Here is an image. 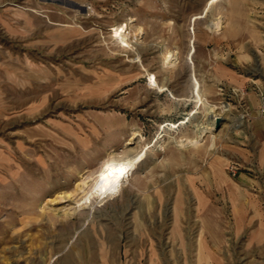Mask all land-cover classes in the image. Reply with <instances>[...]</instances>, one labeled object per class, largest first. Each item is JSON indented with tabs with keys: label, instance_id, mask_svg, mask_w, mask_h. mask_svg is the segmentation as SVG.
Listing matches in <instances>:
<instances>
[{
	"label": "rangeland",
	"instance_id": "1",
	"mask_svg": "<svg viewBox=\"0 0 264 264\" xmlns=\"http://www.w3.org/2000/svg\"><path fill=\"white\" fill-rule=\"evenodd\" d=\"M67 263L264 264V0H0V264Z\"/></svg>",
	"mask_w": 264,
	"mask_h": 264
},
{
	"label": "bare ground",
	"instance_id": "2",
	"mask_svg": "<svg viewBox=\"0 0 264 264\" xmlns=\"http://www.w3.org/2000/svg\"><path fill=\"white\" fill-rule=\"evenodd\" d=\"M127 29H128V23L121 24L115 28V32H116V35L118 37V40H120V42L126 46L129 45V42H128L129 36H127L128 34L126 33ZM192 48L193 49H191V51L193 53L195 51L194 44H192ZM174 56H175L174 53L167 52V54L164 56L163 63H162L164 68H169V67L175 65V62H173ZM194 81H195V84H194L193 89H194V94L196 96V102H200L201 104H203L204 100H203V97L200 93V82L198 81V79L196 77H194ZM160 90L164 91L166 89H164V87L162 86V87H160ZM217 109L218 108L215 106L208 108V114L211 115L210 120H209L208 126L205 128V130L202 129L199 131L200 134H202L203 132H211V130L213 129L215 119H216V117L219 116V113H217ZM182 123H183V121H182ZM133 134H134V137H137V135H138L136 132ZM146 154H147V149L145 151H142V152L136 154V155L129 154L123 158H113L112 160L105 163L101 172L98 175L97 180L94 182V185L92 186V188L85 193V195L81 198V200L79 202H77V207H81L83 205H86L88 203L89 199L93 198L94 196L108 197V196H112V195H116V194L120 193L122 188H123V180L124 179L127 180L129 178V176L134 174L139 163H141V162L143 163V160L145 159ZM113 155H115V154H113ZM108 165H112L114 168H119L122 166L123 167V174H120L119 172H113L111 175H109ZM102 176H104L106 178L102 179L101 178ZM81 189L83 190V188H81Z\"/></svg>",
	"mask_w": 264,
	"mask_h": 264
},
{
	"label": "snow or ice",
	"instance_id": "3",
	"mask_svg": "<svg viewBox=\"0 0 264 264\" xmlns=\"http://www.w3.org/2000/svg\"><path fill=\"white\" fill-rule=\"evenodd\" d=\"M109 168V175H111L113 172H119L120 174H123V167L114 168L112 165H108ZM102 179H105L106 177L102 176Z\"/></svg>",
	"mask_w": 264,
	"mask_h": 264
},
{
	"label": "water",
	"instance_id": "4",
	"mask_svg": "<svg viewBox=\"0 0 264 264\" xmlns=\"http://www.w3.org/2000/svg\"><path fill=\"white\" fill-rule=\"evenodd\" d=\"M222 119L220 117H217L215 119V128L218 129L219 126H220V123H221Z\"/></svg>",
	"mask_w": 264,
	"mask_h": 264
}]
</instances>
